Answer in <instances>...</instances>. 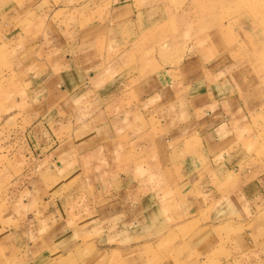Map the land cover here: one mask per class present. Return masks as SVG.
Here are the masks:
<instances>
[{"label": "crops", "instance_id": "1", "mask_svg": "<svg viewBox=\"0 0 264 264\" xmlns=\"http://www.w3.org/2000/svg\"><path fill=\"white\" fill-rule=\"evenodd\" d=\"M106 3L0 0V61L25 89L0 264H264V167L226 61L162 67L160 8Z\"/></svg>", "mask_w": 264, "mask_h": 264}, {"label": "rangeland", "instance_id": "2", "mask_svg": "<svg viewBox=\"0 0 264 264\" xmlns=\"http://www.w3.org/2000/svg\"><path fill=\"white\" fill-rule=\"evenodd\" d=\"M100 1L107 4L108 0ZM113 1L122 4L126 0ZM137 1L162 12V26L149 36L160 43L152 48V56L154 61L162 60V67L175 68L182 58L204 56L201 52L209 48L214 54L210 59L215 56L216 63L226 61L216 71L227 70V97L247 104L252 121L244 133L256 135L258 140L249 141L246 151L264 167V0ZM4 70H9L6 75ZM196 81L205 87L213 83L211 79L187 77L183 85L193 86ZM20 83L10 65L0 61V167L11 166L8 153L19 147L25 130L18 120L25 105V89ZM12 178L15 175H0V184Z\"/></svg>", "mask_w": 264, "mask_h": 264}]
</instances>
